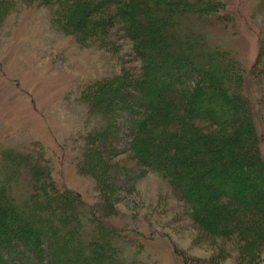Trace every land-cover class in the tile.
Wrapping results in <instances>:
<instances>
[{
  "label": "trees",
  "instance_id": "trees-1",
  "mask_svg": "<svg viewBox=\"0 0 264 264\" xmlns=\"http://www.w3.org/2000/svg\"><path fill=\"white\" fill-rule=\"evenodd\" d=\"M21 1L46 7L52 28L81 46L115 52L119 40L129 42L137 64L94 80L81 93L97 124L77 147L76 169L94 184L98 208L57 186L37 144L33 152L0 153V264H12L9 255L22 247L33 264H124L120 233L104 219L116 214L118 181L136 173L117 159L124 151L166 182L190 222L219 241L224 260L261 264L264 160L254 108L264 129V82L253 89L255 105L247 91L264 79V53L261 48L246 73L231 50L209 47L184 25L186 17L220 16L222 3L0 0V22ZM125 127L129 141L119 151ZM224 241L231 243L228 252Z\"/></svg>",
  "mask_w": 264,
  "mask_h": 264
},
{
  "label": "rangeland",
  "instance_id": "rangeland-1",
  "mask_svg": "<svg viewBox=\"0 0 264 264\" xmlns=\"http://www.w3.org/2000/svg\"><path fill=\"white\" fill-rule=\"evenodd\" d=\"M216 1L223 5L220 16L185 15L184 25L202 34L209 47L231 50L248 73L261 48L264 53L262 3ZM25 2L0 22V153L7 149L33 152L32 145L37 144L50 161L57 186L76 192L86 206L98 208L94 184L76 169L84 135L97 124V119L88 118L81 93L94 80L136 65L131 45L119 40L115 52L81 46L73 36L52 28L46 7ZM259 81L264 79L250 82L247 91L254 105L257 95L253 89ZM256 113L264 160V129ZM128 141L125 127L118 150L124 151ZM117 159L136 169L135 175L126 173L118 181L113 193L116 214L104 218L120 233L117 245L124 264H230L219 251V241L208 239L190 222L187 210L160 176L136 163L130 152H122ZM3 162L0 158V169ZM221 244L228 252L231 243ZM9 257L12 264H33L23 247ZM262 257L264 264V250Z\"/></svg>",
  "mask_w": 264,
  "mask_h": 264
}]
</instances>
